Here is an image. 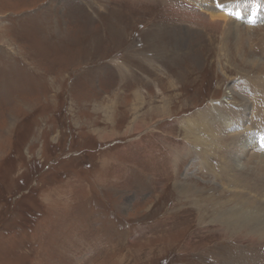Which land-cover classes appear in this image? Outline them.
Returning a JSON list of instances; mask_svg holds the SVG:
<instances>
[{
  "label": "rangeland",
  "instance_id": "obj_1",
  "mask_svg": "<svg viewBox=\"0 0 264 264\" xmlns=\"http://www.w3.org/2000/svg\"><path fill=\"white\" fill-rule=\"evenodd\" d=\"M186 3L0 0V264H264L214 176L264 112V16Z\"/></svg>",
  "mask_w": 264,
  "mask_h": 264
},
{
  "label": "bare ground",
  "instance_id": "obj_2",
  "mask_svg": "<svg viewBox=\"0 0 264 264\" xmlns=\"http://www.w3.org/2000/svg\"><path fill=\"white\" fill-rule=\"evenodd\" d=\"M218 2H219L218 0H187L185 6L189 8L187 12H189L190 10L191 12L198 13L197 16L199 17V19H207L209 21L208 23H210V26L211 24H213V26L220 25L224 22L225 28L223 29L226 31V33H227V29H229L231 33L232 31L233 32L236 31L235 29L239 23L237 25H236L237 22L232 23L234 21L232 17H234L233 14L235 12H239L240 14H242V16L250 15V19H257L259 17L263 18L264 16L263 0H262L263 3L253 5V7H251L252 4H255L256 2H260V0L253 1L250 6L247 4L248 3L247 1L241 2L239 4L235 3L236 6L239 8V11H236L234 8H231L228 5H223V6L218 5ZM250 9H253L254 11L253 10L251 11ZM219 10H223V11L226 10V12L219 13ZM258 90L262 91L261 94L264 93V85H261V88ZM253 109L254 108H252V110ZM229 113L231 114L232 111H229ZM243 117L241 118L242 120H240L242 121L241 127L237 126L238 132L235 134L233 133L234 135L231 136L232 139L231 143L226 147V150L221 153L219 157V167L215 169L216 172L214 174V176L217 179L221 180L223 186L224 185L228 187L231 186V188L233 189L232 190L233 196L238 197L237 202H240V205L237 206L236 209L234 208V210L232 209V211L229 210V211L221 212L222 214H220V216L216 220L220 222L221 227L224 230H226V232L228 230L236 231L241 225L245 223L246 220H243L245 219V215H246L245 210L249 206L255 208L253 213L254 216H251V218L253 217L255 219V221L253 220L255 224L261 223L262 219H264V145H262L263 149L262 148L260 149L256 144L257 135H259L260 138L264 137V112L261 113L260 116H258L259 117L258 121L257 119L256 122L255 121L253 122V120H251V122H253L254 124H251L250 127L245 126L246 124L245 122L247 120H245ZM245 118L247 119V117ZM222 136L224 137V135ZM249 149L250 150L254 149L253 150L254 153L252 154V157L247 158L245 157L247 156L245 152L248 151ZM199 156H200L199 158L203 157L201 156V154ZM256 199H258L259 203L255 202ZM253 228L256 229L255 225H253ZM248 231L249 234L244 236V238L247 237L251 240L253 229L251 228ZM258 232L259 233L256 234L257 238L262 242L264 240V228H262Z\"/></svg>",
  "mask_w": 264,
  "mask_h": 264
}]
</instances>
